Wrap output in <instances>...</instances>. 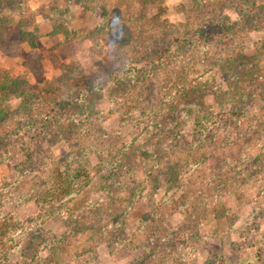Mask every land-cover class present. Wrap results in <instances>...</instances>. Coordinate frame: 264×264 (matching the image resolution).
Listing matches in <instances>:
<instances>
[{
	"label": "rangeland",
	"instance_id": "374dc122",
	"mask_svg": "<svg viewBox=\"0 0 264 264\" xmlns=\"http://www.w3.org/2000/svg\"><path fill=\"white\" fill-rule=\"evenodd\" d=\"M103 2L91 0L86 9L81 0H27L19 9L7 4L0 10L10 19L0 46V78L24 72L38 86L41 99L33 100L32 117L61 97L84 94L87 85L94 90L58 114L57 124L66 118L64 127L74 134L73 147L64 140L50 146L43 134L24 129L10 141L9 158L0 162V211L18 217L23 224L17 234L31 243L23 253L12 248L9 262L0 264H48L44 243L67 233L62 264H264V0H133L139 24L158 15L192 45L195 35L182 27L188 17L204 19L208 30L214 22L222 27L223 36L199 38L191 56L173 51L168 60L160 57L162 38L173 33L153 34L151 27L147 41L114 52L112 33L102 27L118 23L103 15ZM22 15L24 28H38L35 47L20 38ZM62 26L69 36L55 32ZM229 30L234 33L226 36ZM125 61L134 73L114 92L115 69ZM65 73L70 78L62 83ZM47 85L55 91L41 92ZM126 93L127 102L118 100ZM19 103L10 100L13 109ZM209 108L216 114L205 119L211 137L195 126L196 111ZM54 126L44 124L43 132L59 131ZM125 151L137 157L124 162ZM68 156L90 169L91 182L85 186L81 176L69 194L52 196L53 160ZM176 163L179 178L171 181L165 172ZM111 172L110 195L105 187ZM90 202L111 209L99 235L68 225L61 211L68 205L75 214Z\"/></svg>",
	"mask_w": 264,
	"mask_h": 264
},
{
	"label": "trees",
	"instance_id": "16d2710c",
	"mask_svg": "<svg viewBox=\"0 0 264 264\" xmlns=\"http://www.w3.org/2000/svg\"><path fill=\"white\" fill-rule=\"evenodd\" d=\"M81 1H83L84 8L87 9L88 3L91 0ZM146 1L147 0H138V2L141 4L146 3ZM26 2L27 0H0V10L7 4H9L10 6L15 5L16 8L19 9L21 8V5ZM113 2L114 3L111 4L109 0H104L102 5V12L105 16L110 14V17L115 18L118 24L116 27H113L114 25L112 23H107L108 21H104L105 23L103 24L102 29L104 31L106 29L107 31H111L110 33L112 34L111 37H109L108 42L113 45L114 52H118L120 49L130 48V46L132 45L134 46V43L137 39H139V41L141 42L147 41V38L144 37L145 34L151 37V34L149 35L148 31L145 32L147 27H151L149 30H151V33L153 32V34H155V31L158 29H160L161 31L163 30L165 34L173 33V28L169 27L171 26V24H168V22L166 23V21L163 22L162 20H160L158 15L147 17L146 26L144 24H139L138 22H141V20H139V17H137L138 13L134 9L136 6H133V0H113ZM56 7L57 6H53V12ZM143 9H145V7ZM34 14L35 12L33 13V15ZM142 15H146V10L143 11ZM25 20L26 18H24L22 15L21 19L18 21L21 25V29L19 31L20 38L23 41H28L30 46L35 47L36 39L40 36L38 28L37 26H33L32 31L24 28L27 26L24 23ZM9 22L10 19L3 15H0V46L4 43V32L6 30V27L9 25ZM30 24L33 25V23ZM207 25L208 24L204 21V19L197 16H191L190 18L188 17V19L184 23H182V27L186 30V32H193V34L195 35V43L193 45L189 44V41L186 39L187 37L181 36V31H179L176 25V33H173V35L171 36L172 39L166 40L165 38H162V43L164 45H162V52L160 54V57L162 56V58H164V56L167 55L166 60H168L170 56L172 57L173 51L176 52L180 58L186 56V54H189L188 56H191L195 49L201 46L198 43L199 38L200 41H202V39L204 38V41L210 42L214 40L217 35L223 36L224 31L222 30L219 22H214L215 26L211 24V29L209 30L207 29ZM62 27H58L57 29H55V32L58 33L63 31L66 36H69V32L67 31L66 27H64L63 30ZM224 27L226 28L225 31L232 28L231 26ZM126 28L128 29V32L124 31V29ZM116 29H118V33L117 31L115 32ZM233 33L234 31L229 30L226 36ZM142 37H144L143 40L141 39ZM153 37L152 39H157L156 35H153ZM120 38L121 40H119ZM79 69L78 71L81 72L82 67H79ZM134 70L135 67L133 68L131 61H125V63L120 68L115 69V75L112 78L115 84L114 92H119L123 89L122 85H124L125 80H128L130 78V76L134 73ZM228 70L232 74L234 73L238 75L239 70L234 69L232 65L229 66ZM141 71L144 72V69H141ZM253 73V70L246 71V74L248 76H252ZM64 76L65 77H61L60 80L58 79L62 83L66 82L68 78H70V75H68V73H65ZM257 77L259 80L261 74H258ZM86 83H89V81ZM37 87L38 86H36L29 80L27 74L24 72H20L16 75L5 74L0 78V162L6 161L9 158V143L11 140L22 134V129H24L25 132L33 130L32 136L41 137V135L43 134L44 136H46L45 138L50 146L55 145L59 140L66 141L71 147L74 146V134L71 133L70 130L65 129L64 124H66L67 122L66 118L62 120L61 125L57 124L60 122L58 114L60 113L61 108L75 107V104H77L79 99H86L89 95L94 93V90L89 89L87 85L84 94L81 95L80 93H78L76 96H70L66 100H63L61 97V99H59V101L57 102V107L54 106L52 109H48L45 113L42 112V114L40 113L39 115L32 117L33 113L31 108L32 105L34 106L35 104L33 100L41 99L37 91ZM40 91L43 93H52L55 91V88H53L51 85H47ZM127 95L128 93L122 96H117V98L118 100L124 99L125 102H127L129 100L125 98V96ZM12 97L20 99L19 106H17V108L15 109H13L10 104V100ZM36 103L40 104L38 102ZM125 108L126 105L121 106V112H123ZM215 115L216 114L213 113L211 108L207 109V112L205 110H197L195 114V126L198 132H200L201 134H205L206 136H213V131L208 129L205 119H214ZM72 120L73 119H71L69 122L73 123ZM40 121H42L41 124L37 123ZM123 122H125V120H123ZM46 123L50 127L57 124L54 127H59V131H55V133L53 134L43 132L42 126H44V124ZM12 124H15L13 125V129L11 131H7L8 129H10V125ZM78 146L80 145H77V147ZM32 155L33 153L31 152V156ZM70 156H68V160L66 161L64 159L63 161L59 162H57L58 160L56 159L53 160L54 162L52 163V173L54 174L55 180H53V192L52 189H50V194H52V196H58L60 192L61 194H69L72 191V188H74V186L78 183V181L76 182V179L81 176L84 177L82 181L85 182V186H87L91 182L90 169H86L84 163H79L77 165L74 164L71 161L73 157L70 158ZM134 157H137V153H135V151H125L124 154H122L121 159L124 162H127ZM42 164L45 171H48L50 167L47 165V163L46 165H44L45 163ZM177 166L179 165H173L172 167H169V170L165 172V174H167L166 176H168V179H170L171 181H175V179L177 180V178H179V176H177ZM113 175H115V172H111V174L106 179L107 185L105 189L107 191L106 193L110 195V190L112 188L109 185V181L112 182L111 178H113ZM120 183H122V181H120ZM132 193H134V191H132ZM66 207L68 209L62 208L61 211L66 217L65 219H67L68 225L76 224L79 229H92L93 232H96L97 230L98 235L100 234V228L102 229V226L100 225V223L102 222V216H104L106 212H110L111 210L110 207H107V205H104L101 202H90L85 205L80 212H77L75 214L71 213L72 211L69 210L68 205H66ZM95 223H99L100 227L94 226ZM22 224L23 223L13 213L3 214L0 211V263L9 262L8 253L12 248H18L20 250V253H23V249L31 243H27V241L25 240L22 241V238L24 236L23 232L17 234V230L22 226ZM89 224H91L90 227ZM25 229L26 227L24 228V230ZM91 236L92 234L90 235V237ZM69 243L70 236L68 233L62 235H53L49 237L44 243V248H48V250L50 251L48 257L46 258L48 264H62L65 261L64 257L68 254Z\"/></svg>",
	"mask_w": 264,
	"mask_h": 264
},
{
	"label": "crops",
	"instance_id": "0c3cea01",
	"mask_svg": "<svg viewBox=\"0 0 264 264\" xmlns=\"http://www.w3.org/2000/svg\"><path fill=\"white\" fill-rule=\"evenodd\" d=\"M45 23H46V21H43L42 24L39 25L40 28H42L43 24H45ZM44 26H45V25H44ZM47 26H48V25H47Z\"/></svg>",
	"mask_w": 264,
	"mask_h": 264
}]
</instances>
